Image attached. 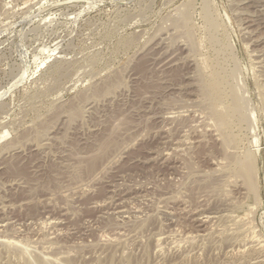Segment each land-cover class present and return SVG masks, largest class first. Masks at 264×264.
I'll use <instances>...</instances> for the list:
<instances>
[{
  "label": "rangeland",
  "instance_id": "374dc122",
  "mask_svg": "<svg viewBox=\"0 0 264 264\" xmlns=\"http://www.w3.org/2000/svg\"><path fill=\"white\" fill-rule=\"evenodd\" d=\"M0 264H264V0H0Z\"/></svg>",
  "mask_w": 264,
  "mask_h": 264
}]
</instances>
